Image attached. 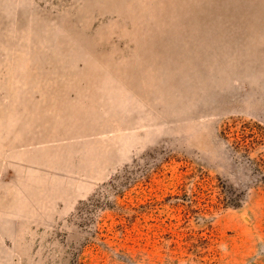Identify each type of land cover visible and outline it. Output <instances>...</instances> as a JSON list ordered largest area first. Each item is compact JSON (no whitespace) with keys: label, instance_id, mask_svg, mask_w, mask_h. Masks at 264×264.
<instances>
[{"label":"rangeland","instance_id":"1","mask_svg":"<svg viewBox=\"0 0 264 264\" xmlns=\"http://www.w3.org/2000/svg\"><path fill=\"white\" fill-rule=\"evenodd\" d=\"M0 264H264V0H0Z\"/></svg>","mask_w":264,"mask_h":264}]
</instances>
